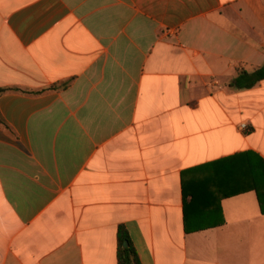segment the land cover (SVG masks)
Wrapping results in <instances>:
<instances>
[{
  "label": "crops",
  "instance_id": "0c3cea01",
  "mask_svg": "<svg viewBox=\"0 0 264 264\" xmlns=\"http://www.w3.org/2000/svg\"><path fill=\"white\" fill-rule=\"evenodd\" d=\"M263 64L264 0H0V264H117L120 227L141 264H264L256 192L188 233L182 184L264 158V81L229 86Z\"/></svg>",
  "mask_w": 264,
  "mask_h": 264
},
{
  "label": "trees",
  "instance_id": "16d2710c",
  "mask_svg": "<svg viewBox=\"0 0 264 264\" xmlns=\"http://www.w3.org/2000/svg\"><path fill=\"white\" fill-rule=\"evenodd\" d=\"M264 81V64L253 71L239 69L238 75L229 86L236 90H246ZM53 85L46 90L65 89ZM15 89L0 88V95ZM184 195V222L186 232L204 230L224 223L221 201L225 198L254 191L257 194L261 212L264 214V158L246 151L231 157L188 170L182 174ZM205 209V210H204ZM210 213L208 224H194L195 215ZM210 211V212H209ZM197 217V218H198ZM117 264H141L129 232L120 227L117 234ZM129 245L124 247V243Z\"/></svg>",
  "mask_w": 264,
  "mask_h": 264
},
{
  "label": "built area",
  "instance_id": "2783aa9c",
  "mask_svg": "<svg viewBox=\"0 0 264 264\" xmlns=\"http://www.w3.org/2000/svg\"><path fill=\"white\" fill-rule=\"evenodd\" d=\"M240 128L243 130V131H247L248 130V124L247 123H243L240 125Z\"/></svg>",
  "mask_w": 264,
  "mask_h": 264
},
{
  "label": "water",
  "instance_id": "95a60500",
  "mask_svg": "<svg viewBox=\"0 0 264 264\" xmlns=\"http://www.w3.org/2000/svg\"><path fill=\"white\" fill-rule=\"evenodd\" d=\"M129 245V243L126 241L125 243H124V247H127Z\"/></svg>",
  "mask_w": 264,
  "mask_h": 264
}]
</instances>
